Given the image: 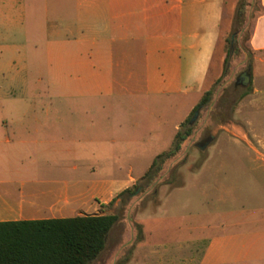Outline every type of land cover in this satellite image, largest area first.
I'll use <instances>...</instances> for the list:
<instances>
[{
  "label": "crops",
  "instance_id": "crops-1",
  "mask_svg": "<svg viewBox=\"0 0 264 264\" xmlns=\"http://www.w3.org/2000/svg\"><path fill=\"white\" fill-rule=\"evenodd\" d=\"M225 7L226 0H0V28L27 38L0 43V222L104 215L144 178L153 161L139 177L132 167L122 177V166L138 149L159 146L171 124L176 133L202 100ZM252 45L264 57V12ZM14 84H46L49 96H10ZM254 86L242 108L263 106L264 71ZM234 130L259 153L248 161L264 177V155ZM261 185L249 188L253 202L184 218L177 247H150L148 260L264 264Z\"/></svg>",
  "mask_w": 264,
  "mask_h": 264
},
{
  "label": "rangeland",
  "instance_id": "rangeland-1",
  "mask_svg": "<svg viewBox=\"0 0 264 264\" xmlns=\"http://www.w3.org/2000/svg\"><path fill=\"white\" fill-rule=\"evenodd\" d=\"M242 1L226 0L218 48L204 93V96L209 95L196 111L198 117L194 120L196 112L191 113L176 133L171 124L159 146L138 149V154L129 161L131 165L123 164L122 177H127L129 167L134 169V176L139 177L152 161L155 162V155L173 152L158 170L147 178L139 177L129 193L118 195L103 209L104 215H116L118 221L107 237L105 250L91 264H159L155 259L148 260L149 248H176L173 244L181 242L184 218L192 221L195 215L223 212L230 206L253 202L249 188L256 191L264 184L262 174L248 161L259 157V153L234 130L235 127L243 129L258 152L264 155V101L257 109L241 106L255 88L254 84L262 83L264 57L253 51L252 41L257 19L264 8L262 0H246V10L241 16ZM19 12L16 5L13 13ZM0 29V43L26 44L27 38L20 35L18 29L11 26ZM247 70L254 84L246 88L236 85L239 75ZM10 96H49L48 86L10 85ZM40 102L43 99L38 104ZM248 125L247 129L243 127ZM186 130H190V136L174 153V140L171 143L166 139H175L179 131ZM221 184L223 191L219 189ZM259 193L264 195V189ZM168 252L181 253V250Z\"/></svg>",
  "mask_w": 264,
  "mask_h": 264
},
{
  "label": "trees",
  "instance_id": "trees-1",
  "mask_svg": "<svg viewBox=\"0 0 264 264\" xmlns=\"http://www.w3.org/2000/svg\"><path fill=\"white\" fill-rule=\"evenodd\" d=\"M246 6V0H243L239 15H244ZM207 95L192 114L207 101ZM189 136L190 130L177 133L174 153ZM172 154L159 155L144 178L158 170ZM117 221L116 215H85L69 219L0 222V264H91L105 250L107 237Z\"/></svg>",
  "mask_w": 264,
  "mask_h": 264
},
{
  "label": "water",
  "instance_id": "water-1",
  "mask_svg": "<svg viewBox=\"0 0 264 264\" xmlns=\"http://www.w3.org/2000/svg\"><path fill=\"white\" fill-rule=\"evenodd\" d=\"M250 82H251V74H250V71L247 70L245 72H242L239 75V77L237 78V81H236V85L246 88V87H248L250 85ZM198 114L199 113L196 112L194 120L198 117Z\"/></svg>",
  "mask_w": 264,
  "mask_h": 264
},
{
  "label": "flooded vegetation",
  "instance_id": "flooded-vegetation-1",
  "mask_svg": "<svg viewBox=\"0 0 264 264\" xmlns=\"http://www.w3.org/2000/svg\"><path fill=\"white\" fill-rule=\"evenodd\" d=\"M211 140H209L207 143H209ZM201 148V147H200Z\"/></svg>",
  "mask_w": 264,
  "mask_h": 264
}]
</instances>
